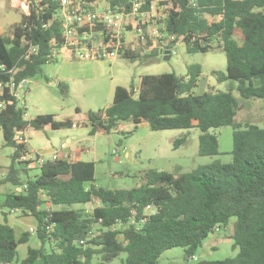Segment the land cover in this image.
I'll use <instances>...</instances> for the list:
<instances>
[{
	"label": "trees",
	"instance_id": "16d2710c",
	"mask_svg": "<svg viewBox=\"0 0 264 264\" xmlns=\"http://www.w3.org/2000/svg\"><path fill=\"white\" fill-rule=\"evenodd\" d=\"M151 1L146 0L144 8ZM166 4L168 31L178 42L183 40L188 52H225L226 71H214V75L219 83L231 82L230 89L196 93L200 64L189 66L185 76L146 74L137 95L134 87L119 86L111 105L88 113L91 133L119 130L126 121L147 122L156 131L196 127L201 132L199 153L216 156L221 151L215 130L233 126L231 160L215 159L185 173L150 170L138 187L104 189L94 183V162L68 155L48 159L36 167L40 174L23 179L28 169L19 158L28 146L16 141L17 132L73 127L74 122L57 120L53 114L27 120L13 101L0 111L5 145L14 149L12 162L0 178V186L9 185L13 191L6 194L0 209L34 216L40 245L29 247L27 256L18 261V246L28 242L31 232L17 238L7 221L0 222V264H95V260L109 264L122 252L126 257L120 264H162L161 255L174 247L184 248L189 263L216 227L228 226L238 253L195 264H264V125L238 123L239 100L234 95L236 88L242 98L264 102V0H198V7L190 0H167ZM45 9L30 15L23 12L12 36H0V62L7 69L0 70V82L12 75L29 79L54 60L51 40L61 41V24L53 21L45 27L54 7ZM238 32L241 40L235 37ZM30 44L37 53L25 58ZM122 56L146 60L148 54L126 51ZM186 140V135L176 138L175 147ZM89 203L95 206L86 209ZM91 230L97 236L81 244Z\"/></svg>",
	"mask_w": 264,
	"mask_h": 264
},
{
	"label": "rangeland",
	"instance_id": "374dc122",
	"mask_svg": "<svg viewBox=\"0 0 264 264\" xmlns=\"http://www.w3.org/2000/svg\"><path fill=\"white\" fill-rule=\"evenodd\" d=\"M15 4L13 9L8 0H0V27H3L5 31L9 30L10 33L14 26L11 27V25L21 21L23 12L27 10L21 1ZM235 37L241 40L242 35L238 32ZM143 54H148L146 60L123 56L115 59L89 60L60 57L44 64L41 72L29 78L28 111L25 118L30 120L41 114H53L57 120L72 119L77 127L59 129L50 127L36 131L30 129L27 133L29 151L44 153L46 149L47 153H50L49 151L53 149L60 150L61 144L65 142L67 148L64 152L68 155H76L79 152L81 160L94 162V183L97 187L104 189L138 187L143 182V175L150 170L185 173L215 159L229 162L232 158L230 152L233 148V126H223L215 130L221 151L216 156H205L199 153L201 132L196 127L190 130L156 131L145 122L135 125L131 121H126L123 122L121 130H114L110 133L100 130L95 134L91 133L92 126L88 124V113H97L111 105L117 87H124L128 90L132 87L136 88L140 85L141 77L146 74L175 72L180 76H185L189 66L200 64L202 75L195 91L201 93L230 89L231 82L219 83L214 75V71L225 72L227 68L226 54L222 49L190 53L183 40H179L176 52L171 54L169 60H165L161 54L159 56L150 53ZM234 95L239 100L236 121L242 124L264 125L263 100L242 98L236 88ZM183 135L187 136L185 144L175 147L174 140ZM68 138L72 139L71 144L67 143ZM13 153V147L5 145L4 134L0 128V177L2 171L7 170L11 164ZM51 156L47 157L52 158ZM38 174H40V169L35 168L22 173V178L35 177ZM5 198L6 195L0 192V204ZM94 206L95 204L89 203L85 205V208L91 209ZM9 210L6 208V211L9 212ZM21 214L22 212L9 215V223L16 228V231L22 232L26 229L30 231L31 226L38 225L34 216H27L29 218L26 219L22 216V219H18L17 217ZM0 222H4L1 212ZM230 235L231 231L224 227H221L218 232L211 233L196 254L199 260H224L235 256L238 249H233L234 242ZM39 242L37 231L31 232L28 242L18 246L17 260L24 259L28 248L40 245ZM212 245L216 247L211 248ZM46 247H50L49 243ZM125 257L126 254L122 252L109 264H120ZM160 262L162 264L196 263L187 262L183 247L166 250L161 255ZM94 263L96 264L97 261L95 260Z\"/></svg>",
	"mask_w": 264,
	"mask_h": 264
},
{
	"label": "built area",
	"instance_id": "2783aa9c",
	"mask_svg": "<svg viewBox=\"0 0 264 264\" xmlns=\"http://www.w3.org/2000/svg\"><path fill=\"white\" fill-rule=\"evenodd\" d=\"M20 1L27 9L24 11L26 15H30L33 10L36 13H44L45 8L54 7L53 17L44 26H50L53 21L59 22L62 39L60 42L54 38L51 40V59H115L126 51L151 53L153 50H159L162 56L166 50H170L171 54L176 52L178 41L176 36L168 31L166 24L169 7L167 0H152L147 9L144 8L146 0H18ZM190 2L194 7H198V0ZM36 53L37 47L30 44L24 57L30 58ZM0 70H7L1 62ZM8 72L13 73V69ZM28 83L29 79L17 80L13 75L7 81L0 82V111L15 101L26 116ZM139 92L140 86L134 88L135 95ZM5 94L8 96L5 97ZM73 127L77 125L74 123ZM15 139L21 144L28 142V137L23 131H18ZM66 148L67 144L63 142L60 150L56 149L51 156L52 159L67 157L68 154L64 152ZM48 159L50 158L44 153L28 149L20 156L19 161L30 170L43 165ZM24 188H27V184ZM50 207L47 206L48 211ZM10 212L20 211L11 209ZM220 229L216 227L215 232ZM30 231L36 232L37 226H32ZM96 236L97 232L91 230L87 238L81 240V244H89L87 242ZM189 260L197 262L199 257L193 255Z\"/></svg>",
	"mask_w": 264,
	"mask_h": 264
},
{
	"label": "crops",
	"instance_id": "0c3cea01",
	"mask_svg": "<svg viewBox=\"0 0 264 264\" xmlns=\"http://www.w3.org/2000/svg\"><path fill=\"white\" fill-rule=\"evenodd\" d=\"M9 1V3H10V7L11 8H13L14 9V7H13V5L15 4V3H17L18 2V0H8ZM20 21H18V22H15V23H13L12 25H11V27L13 26V25H15L16 23H19ZM10 27V28H11ZM9 28V29H10ZM0 36H12V33H10V31L9 30H6L5 31V29L3 28V27H0ZM196 93H198L197 91H195ZM108 107V106H107ZM32 119V118H31ZM132 123V122H131ZM144 122H142V123H140L139 125H141V124H143ZM145 123H147V122H145ZM148 124V123H147ZM149 125V124H148ZM122 126H123V123L121 124V126H120V129L119 130H121L122 129ZM150 127V126H149ZM48 128H50V126H47L45 129H48ZM28 131H30V129H27L26 131H25V135L28 137V135H27V133H28ZM33 131V130H32ZM34 131H36V130H34ZM29 138V137H28ZM67 143L68 144H71L72 143V139L71 138H68L67 139ZM27 144H29V139H28V142H27ZM51 149V148H50ZM55 150L56 149H53V150H50L49 152L50 153H47V150L45 149L44 150V154L46 155V156H50V155H52V154H54V152H55ZM46 152V153H45ZM43 153V152H42ZM73 153V152H72ZM48 154V155H47ZM81 153H79V152H77V154L75 155V154H73V155H71L70 154V156H72L74 159H79V160H81L82 158H81ZM5 173H6V170H3L2 171V173H1V175L2 176H4L5 175ZM2 176L0 177V178H2ZM17 190L18 191H20L21 189H20V187H18L17 188ZM13 191V188L11 187V186H9V185H1L0 186V192H2V194H8V193H11ZM0 212H1V214H2V217H3V221L5 222V221H7L8 223H9V215L11 214V213H9L8 211H6V209H4V211L3 210H1L0 209ZM22 216H23V219H26V218H29V217H27V216H32V215H28V214H21V215H19L17 218L18 219H22ZM25 217V218H24ZM35 218V217H34ZM36 219V218H35ZM36 223H38L37 222V219H36ZM10 224V223H9ZM11 225V224H10ZM37 225V224H36ZM14 229H15V232H16V236H17V238H19L24 232H26V231H28L27 229L26 230H23L21 227H19V229L21 230H23L22 232H19L18 230L16 231V228L13 226V225H11ZM32 227V226H31ZM230 228H231V226H228L227 227V229H228V231L230 230ZM40 243V242H39ZM216 246L215 245H212V247L211 248H215Z\"/></svg>",
	"mask_w": 264,
	"mask_h": 264
},
{
	"label": "water",
	"instance_id": "95a60500",
	"mask_svg": "<svg viewBox=\"0 0 264 264\" xmlns=\"http://www.w3.org/2000/svg\"><path fill=\"white\" fill-rule=\"evenodd\" d=\"M163 57H164L165 60H169L171 58V51L170 50H166L164 52Z\"/></svg>",
	"mask_w": 264,
	"mask_h": 264
}]
</instances>
